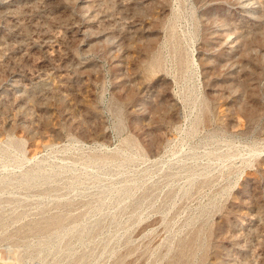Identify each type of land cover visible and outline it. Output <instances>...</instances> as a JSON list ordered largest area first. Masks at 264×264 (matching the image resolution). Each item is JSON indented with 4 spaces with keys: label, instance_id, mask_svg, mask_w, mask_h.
<instances>
[{
    "label": "rangeland",
    "instance_id": "obj_1",
    "mask_svg": "<svg viewBox=\"0 0 264 264\" xmlns=\"http://www.w3.org/2000/svg\"><path fill=\"white\" fill-rule=\"evenodd\" d=\"M0 264H264V0H0Z\"/></svg>",
    "mask_w": 264,
    "mask_h": 264
}]
</instances>
